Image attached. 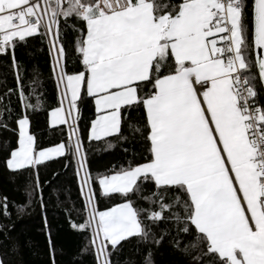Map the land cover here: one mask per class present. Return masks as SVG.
<instances>
[{
    "label": "snow or ice",
    "instance_id": "1",
    "mask_svg": "<svg viewBox=\"0 0 264 264\" xmlns=\"http://www.w3.org/2000/svg\"><path fill=\"white\" fill-rule=\"evenodd\" d=\"M32 40L55 81L47 124L66 130L53 146L31 130L47 107L17 59ZM0 57L15 81L0 93V135L15 137L0 164L24 197H0V264L20 250L11 208L23 219L46 187L62 194L39 178L59 159L80 202L72 264H264V0H0ZM85 139L126 159L93 173ZM44 229L56 264L46 216Z\"/></svg>",
    "mask_w": 264,
    "mask_h": 264
},
{
    "label": "trees",
    "instance_id": "2",
    "mask_svg": "<svg viewBox=\"0 0 264 264\" xmlns=\"http://www.w3.org/2000/svg\"><path fill=\"white\" fill-rule=\"evenodd\" d=\"M17 59L27 68L25 73L26 87L35 77L37 87L42 82L41 91L47 101V107L44 111H40L38 114L30 113L32 132L37 135L38 142L45 147L59 143L62 138L66 141V130L63 137L60 130L63 126L50 129L47 124V108L57 106L58 101L55 81L51 78L50 59L46 46L41 47L38 40H32L27 48L17 50ZM14 86L15 81L9 61L0 57V93ZM15 110L19 112L20 108L15 106ZM88 116L89 112L85 110V121ZM81 128H85L84 123L81 124ZM3 138H9L13 142L15 140V137L11 136L8 132H3L0 135V143H2ZM85 146L89 148L88 160L93 173L104 171L113 164L126 159V155L120 146H116L110 151H101L100 148H105L106 145L98 148L94 144L88 145L86 139ZM2 159L3 156L0 155V160ZM64 164L65 160L59 159L47 162L46 166L40 167L39 178L41 183L43 184L46 181L51 182L62 189V194L59 197L55 195L50 197L49 192L51 189L45 188L44 204L46 207L44 210L39 206H34L30 210V215H25L23 219L17 220L15 209L11 208L13 219L16 220L15 229L11 235L20 243L19 253L11 257L15 261V264H49L48 232L44 229L45 216L50 228L52 243L56 248V264H72L73 258L83 243V236L78 235L69 227V213H71L72 220L78 219L73 204L75 203L76 208H79L80 202L74 169H65ZM54 173H59V175L54 176ZM2 196L8 197L10 206L12 201L17 203L24 201L23 195L17 190V185L11 181L10 174L0 164V197ZM106 203V201L101 200L100 207L103 208ZM3 222L7 223V221ZM4 252L5 248L0 246V255H3ZM126 253L127 246H125ZM123 258L124 256L122 255L121 259ZM81 264H93L92 257L85 256Z\"/></svg>",
    "mask_w": 264,
    "mask_h": 264
}]
</instances>
